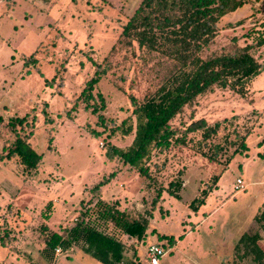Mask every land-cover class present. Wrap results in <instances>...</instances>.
<instances>
[{
    "label": "rangeland",
    "instance_id": "1",
    "mask_svg": "<svg viewBox=\"0 0 264 264\" xmlns=\"http://www.w3.org/2000/svg\"><path fill=\"white\" fill-rule=\"evenodd\" d=\"M141 1L0 0V239L5 245L0 246V264H101L79 246L45 260L39 227L63 233L98 197L117 202L131 219L146 216L157 188L164 192L143 241L107 226L123 243L120 264H147L151 244L164 250L160 264H254L234 257L233 248L242 234L256 231L264 247L254 220L264 209V65L246 82L244 97L219 85L184 105L169 122L179 136L197 120L209 126L220 122V128L208 139L198 131L186 135L184 146L153 149L145 162L149 179L118 158H106L110 145L125 150L131 144L133 133L122 132L135 125L129 96L141 102L177 67L121 36ZM244 1L219 21L203 58L233 52L232 39L242 45L254 37L249 31L264 25V0ZM258 51L253 55L264 64V47ZM32 54L37 62L25 67ZM97 66L103 74L87 104L99 105L97 94L102 95V125L79 97ZM26 115L30 148L42 155L29 175L18 160L5 157L15 139L7 123ZM92 131L101 136L92 137ZM242 143L245 150H240ZM110 173L114 178L92 196L90 188ZM238 178L244 190L233 189ZM47 203L49 218L44 220ZM159 236H173L174 245Z\"/></svg>",
    "mask_w": 264,
    "mask_h": 264
},
{
    "label": "trees",
    "instance_id": "2",
    "mask_svg": "<svg viewBox=\"0 0 264 264\" xmlns=\"http://www.w3.org/2000/svg\"><path fill=\"white\" fill-rule=\"evenodd\" d=\"M245 5L244 0H142L131 17L123 26L121 36L134 40L139 48H146L158 53L177 65L172 74L158 89L139 102L132 95L129 96L131 115L135 125L122 129L124 135L133 133L131 144L122 150L110 145L106 151L108 161L115 158L137 170L139 176L149 179V171L145 165L153 149L164 152L185 145L186 135L202 131V138L208 139L215 135L221 123L212 126L204 120L190 123L179 136L169 125L170 120L195 97L210 90L213 86H227L234 93L244 97L245 84L258 75L264 64L256 59L253 52L261 51L264 47V25L254 29V37L249 39L246 33L245 40L240 45L238 39H232L235 49L230 53H223L212 57H202L214 41L218 32V23L223 18L236 12ZM236 50V51H235ZM35 64L34 54L24 62ZM103 71L97 66L92 77L86 81L80 98L86 103L85 110L90 109L92 115L97 114L100 124H103L104 99L97 94L99 105L87 103L94 99L93 91L99 83ZM47 86L50 82L45 81ZM0 118V124H1ZM49 123V119L45 120ZM122 121L121 126H125ZM20 127L19 132L16 128ZM28 127L27 115L22 118L10 119L7 128L15 134V139L8 146L6 159L15 158L20 166L29 175L36 172L42 162V155L34 152L29 145L32 132H25ZM91 136L99 138L101 133L92 131ZM242 143L240 150H245ZM114 178L110 173L106 178L98 181L89 193L99 196L100 189ZM164 189L157 188L156 197L152 201L150 211L146 216L131 219L125 211L119 210L117 202L110 203L98 197L91 207L79 211L71 227L64 229L63 233L52 231L45 225L39 227L42 237L40 254L45 260L54 259L55 249L59 254H66L76 247H80L83 254L91 256L101 264H120L124 256L123 243L114 234L107 232V226L120 232L128 238L138 242L144 240L149 228V218L152 210L161 198ZM90 202V201H89ZM88 202V204H89ZM80 205H83L81 202ZM51 203H47L41 217L49 218ZM255 222L260 226L264 235V209L254 216ZM181 236L178 238L180 239ZM262 235L256 231L252 234L244 233L233 248L234 257L241 260H250L254 264H264V247L260 244ZM166 239L167 245L172 247L175 243L173 236H159ZM0 246L4 247L2 238ZM58 254V255H59Z\"/></svg>",
    "mask_w": 264,
    "mask_h": 264
},
{
    "label": "built area",
    "instance_id": "3",
    "mask_svg": "<svg viewBox=\"0 0 264 264\" xmlns=\"http://www.w3.org/2000/svg\"><path fill=\"white\" fill-rule=\"evenodd\" d=\"M234 190L241 191L245 189L243 181L241 179H236ZM60 253V249H55V254L58 255ZM164 255V250L157 244H151L147 247L146 251V259L147 264H160V258Z\"/></svg>",
    "mask_w": 264,
    "mask_h": 264
},
{
    "label": "crops",
    "instance_id": "4",
    "mask_svg": "<svg viewBox=\"0 0 264 264\" xmlns=\"http://www.w3.org/2000/svg\"><path fill=\"white\" fill-rule=\"evenodd\" d=\"M216 264H219V263H216Z\"/></svg>",
    "mask_w": 264,
    "mask_h": 264
}]
</instances>
